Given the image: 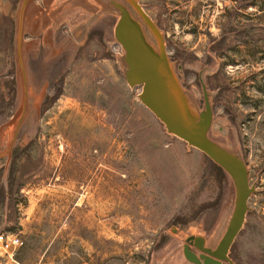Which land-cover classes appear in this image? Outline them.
Segmentation results:
<instances>
[{"label": "rangeland", "instance_id": "1", "mask_svg": "<svg viewBox=\"0 0 264 264\" xmlns=\"http://www.w3.org/2000/svg\"><path fill=\"white\" fill-rule=\"evenodd\" d=\"M114 1L156 50L136 9ZM134 1L189 108L204 110L206 97L207 136L245 163L253 190L228 256L264 264V0ZM20 2L0 0V232L23 242L0 264H194L182 254L184 238L216 245L234 187L124 80L118 8L108 3L86 42L57 58L33 50L26 70ZM16 143L22 154L11 164Z\"/></svg>", "mask_w": 264, "mask_h": 264}, {"label": "water", "instance_id": "2", "mask_svg": "<svg viewBox=\"0 0 264 264\" xmlns=\"http://www.w3.org/2000/svg\"><path fill=\"white\" fill-rule=\"evenodd\" d=\"M128 1L154 34L157 49L146 41L141 28L129 17L123 6L115 4L119 16L113 27V35L124 50L123 77L127 84L139 86L138 99L163 124L164 128L187 144L201 150L230 177L233 187V204L224 231L213 248L205 246L200 236L187 235L182 243V254L194 264H221L228 261V250L241 227L247 210V198L253 186L249 183L245 163L235 154L212 141L206 134L211 109L203 97L204 110H191L186 99L168 74H162L165 54L162 39L156 28L140 11L134 0ZM168 72V70H167ZM192 244L198 251L189 247Z\"/></svg>", "mask_w": 264, "mask_h": 264}, {"label": "crops", "instance_id": "3", "mask_svg": "<svg viewBox=\"0 0 264 264\" xmlns=\"http://www.w3.org/2000/svg\"><path fill=\"white\" fill-rule=\"evenodd\" d=\"M108 3L117 8L114 0H21L16 36L22 67L27 70L26 60L33 50L50 59L57 58L66 46L83 45L96 29L95 23L107 15Z\"/></svg>", "mask_w": 264, "mask_h": 264}, {"label": "built area", "instance_id": "4", "mask_svg": "<svg viewBox=\"0 0 264 264\" xmlns=\"http://www.w3.org/2000/svg\"><path fill=\"white\" fill-rule=\"evenodd\" d=\"M22 238L16 232H0V258L3 253L13 260L14 252L22 245Z\"/></svg>", "mask_w": 264, "mask_h": 264}, {"label": "trees", "instance_id": "5", "mask_svg": "<svg viewBox=\"0 0 264 264\" xmlns=\"http://www.w3.org/2000/svg\"><path fill=\"white\" fill-rule=\"evenodd\" d=\"M22 147L19 145V144H14L12 147H11V150H10V163L11 164H14V162H15V160L18 158V157H20L21 156V154H22ZM24 158H26V155L23 157V160H24ZM207 158V157H206ZM209 159V158H208ZM210 160V159H209ZM214 166H215V168L216 169H218L219 171H221V172H223L224 174H226L225 173V171H223L216 163H214ZM10 177V175H8V178ZM10 179V178H9ZM6 194L8 193V192H10V181L9 180H7V186H6ZM16 252V251H15Z\"/></svg>", "mask_w": 264, "mask_h": 264}, {"label": "bare ground", "instance_id": "6", "mask_svg": "<svg viewBox=\"0 0 264 264\" xmlns=\"http://www.w3.org/2000/svg\"><path fill=\"white\" fill-rule=\"evenodd\" d=\"M161 71H162V74L164 73V75H165V74H168V72H167V68H163Z\"/></svg>", "mask_w": 264, "mask_h": 264}]
</instances>
